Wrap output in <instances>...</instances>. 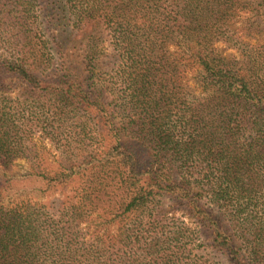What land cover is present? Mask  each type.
Wrapping results in <instances>:
<instances>
[{
	"label": "trees",
	"instance_id": "trees-1",
	"mask_svg": "<svg viewBox=\"0 0 264 264\" xmlns=\"http://www.w3.org/2000/svg\"><path fill=\"white\" fill-rule=\"evenodd\" d=\"M11 1L0 165L26 160L43 192L86 180L63 201L8 205L16 183L0 181V264H264V0ZM30 28L48 33L32 44ZM48 70L65 80L46 85ZM38 132L69 161L53 176ZM99 211L121 219L116 235L87 237Z\"/></svg>",
	"mask_w": 264,
	"mask_h": 264
},
{
	"label": "rangeland",
	"instance_id": "rangeland-1",
	"mask_svg": "<svg viewBox=\"0 0 264 264\" xmlns=\"http://www.w3.org/2000/svg\"><path fill=\"white\" fill-rule=\"evenodd\" d=\"M45 2L40 0H33L34 4V11L40 10L41 5ZM9 11H13L14 15H19V11L23 10L16 9L15 3H12L11 0H0V66L2 64L8 65L10 62H16L18 57L14 54V44L11 42L10 38L4 36L6 28H3L2 20L3 16L6 15ZM33 16V15H31ZM12 32H9V34ZM48 31L47 29L43 30L42 32L36 34V29L30 28L29 36L30 38H34L31 40L32 44L36 39L45 38ZM258 40H252L251 44L255 45L257 43H262L260 38ZM223 46H221L222 48ZM226 53H232L228 51ZM46 66V65H45ZM111 67V66H110ZM104 68L107 69V66ZM56 69V68H55ZM36 75L40 76L42 80L46 83V85H56L60 83L62 80H65V73H51V70H48L46 73H35ZM81 79H86L89 76V73H78ZM118 73H95L94 81L96 83H101L103 81H109L108 83L115 84L117 79ZM75 75V74H74ZM190 77V76H189ZM6 89L14 91L11 95L13 99L20 98V101H24L25 97H21L22 91L24 86L21 83H18L14 79H9L4 83ZM10 95V94H9ZM47 101H40V103H46ZM29 103V102H28ZM32 103L36 104L32 100ZM31 102L29 104L33 105ZM73 127H76L75 122L68 121L67 123V133L70 135H74L76 131L80 130H72ZM94 130L93 125L88 126V130ZM86 134L92 135L90 131H86V133H82V138L86 140L89 146L97 145L102 149L104 147L105 140L102 136H97L96 141H91L90 135L85 136ZM96 137V136H94ZM49 138L44 135L42 132H38L35 136V143L38 147V150L41 152V163L39 171L44 173H50V176H53L61 166L67 167L69 166V161L64 157L58 154L59 152L55 150L54 147L50 144ZM91 142L93 144H91ZM58 149V148H56ZM30 164L27 163L26 160H17L14 165L10 168H4L0 165V181L6 184L9 180H12L16 183L15 185V193L11 192L4 197L5 205L12 204L16 201H31L32 203H48L51 204L57 201H63L65 197H72L75 196V192H78L79 188H82L85 184L86 176H81L78 178L74 183L69 185L60 186L55 190L43 192L44 189H47L44 181L41 178H34L30 176ZM165 209H172L174 208V204L170 201H166L164 205ZM177 217H180L181 220H184L186 224L190 227L195 228V225L189 220L187 217H183L182 213H177ZM121 219L117 218L114 220L112 216L107 217L103 211H99L93 214V219L91 222L82 224V228L87 234V237H91L92 235L96 234H104L110 233L116 235L119 232V228L121 226ZM200 255H205L209 258H214V254L211 253L210 249L204 250V252L199 251Z\"/></svg>",
	"mask_w": 264,
	"mask_h": 264
}]
</instances>
